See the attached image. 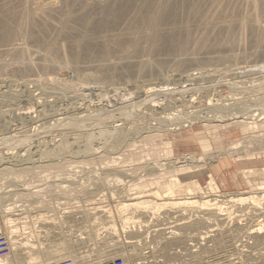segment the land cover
Here are the masks:
<instances>
[{"label": "rangeland", "instance_id": "obj_1", "mask_svg": "<svg viewBox=\"0 0 264 264\" xmlns=\"http://www.w3.org/2000/svg\"><path fill=\"white\" fill-rule=\"evenodd\" d=\"M159 1L153 0L144 5L146 0H111L105 9L107 13H104V16L97 13L98 17L94 16V20L97 21L96 25L98 23L103 26L111 25L112 31L109 32L112 35L121 34L126 31L130 23L134 25L138 20L136 12H140V6L154 11L156 2ZM164 1L166 5L168 2V9L161 18L163 30L157 35L160 41L151 45L142 40L139 43L140 47L149 46L153 49L156 48V51L144 50L143 54L142 52L138 54V60L143 55L151 57L152 53H156L158 54L157 58L162 56L167 61L174 58L167 52L175 51V49L179 51L180 45L186 51L190 50L191 53L199 37H209L207 41L211 42L217 35L222 44L220 42H217L216 45L207 44L202 50L198 49L199 55H210L215 59L202 67L192 65L191 68L180 69L174 65L173 71L167 72L164 69L163 72L155 75L147 71L137 74L135 70L128 73H122L121 70L110 72L106 71L107 66L101 68L105 72L103 73L100 67L95 66L94 62L81 64L79 67L82 69L62 66L60 69H55V72L23 73L16 71L0 75V91L2 92V94L0 92V112H5V116L0 115V139H10L17 135L28 136V134L47 131L38 138L30 140L26 146L13 140L5 148H0V156L4 155L2 152L10 150H16L15 153L21 151L23 154L11 159L0 157V234L3 233L7 238L10 237L8 234L13 235V238L20 240L24 246H28L27 252L39 257L37 259L39 264H59L68 260H74V264H101L104 260H115L116 258L120 260V256L127 258L128 264H138L139 262V264H249L253 262L264 264V241L249 239L242 233L239 236L241 240L235 244L238 246V250H235L234 245L230 242L223 241L222 244H219L217 240H214L218 227L220 229L224 226L235 228L238 222L247 224V226L248 223H251L249 226H252L258 222L264 225V213L261 212H264L263 209L257 210L258 212L255 210L251 214V209L246 208V204L233 207L229 203L232 207L223 212L225 221L217 223L216 219H213L211 223L192 228L180 227L185 223L193 222L204 212L197 208L190 210V207L178 204L163 205L158 209L157 206L149 209L150 206L147 207L144 204L130 208L125 213H138L137 221L142 220L138 225L126 224L125 226L124 224L123 226V219L118 218H121L117 212L118 204L131 203L134 198L137 199L136 197L142 196V198H148L150 203H155L157 198H153V196L162 198L172 189L175 190L174 198L183 196V194H178L179 190L176 188L177 177L183 182L199 181L205 195L208 194L211 198L221 194L254 192L264 183V119L258 121L259 125L256 129H249L248 132L242 131L241 125H238L239 122L231 124L230 127L219 126L217 130H220L222 137L220 142L212 138L211 131L208 132L210 136L205 140L198 136L195 137L194 127L191 126L184 128L179 126L174 130L151 127V123H160L158 121L160 117L166 122L165 118L174 109H181L188 112L187 114L202 113L199 116H211L226 108L225 111L228 112L232 107L231 111L237 112L244 109V111L260 115L264 113V102H262L264 101V86H262L264 83L246 88L244 85L239 87L240 84L233 81L237 88H229V90L228 86L217 82L208 90L203 88L188 93L170 95L169 97H180L181 104L175 102L169 108L165 106L148 108L150 104L155 103L154 101L165 100L168 96L150 99L144 105L125 107L151 93L195 87L189 83L192 79L188 78L190 74L198 75V77L200 75L201 77H217L227 68H231L229 63L224 64L219 62L218 58L216 59V56L221 52L227 51V45L232 41L231 38L233 43L240 42L242 35L245 40L246 48L241 49V59L238 60L240 65L236 67L243 66L245 70L252 67L258 70L264 67V21L262 30L248 28L242 33L238 28H233L232 32L227 35L224 30L220 31V29H224L221 26L229 25L230 22L209 24L211 21L209 18L214 15L212 12L215 11V7H210L209 0ZM222 3V6H225L222 8L224 11L216 12L214 16L217 18L238 17L245 11L246 3L243 0H222ZM15 10L20 11V7H16ZM96 12L95 9L94 13ZM208 12L211 13L206 15ZM12 14L11 12L7 13L0 2V24L6 23ZM129 15L130 19H127ZM146 16L145 20H147ZM11 20H15V18ZM238 22L235 20L232 24L235 25ZM215 26L216 30L211 31V28ZM206 27L208 28L206 29ZM119 30L121 31L119 32ZM76 32L72 31L68 34L75 35ZM102 32L97 31L98 35H102ZM130 34L129 32L125 37ZM214 46L216 47L214 48ZM138 49L140 50V48ZM7 58L12 60V56ZM246 73L251 72L246 71ZM35 79L60 81L64 95L62 101L54 97L52 93L45 92L42 86H38ZM56 83L58 84V82ZM98 85L103 86L99 89ZM26 88L35 91V97L38 96L36 98L42 95L39 98L41 102L45 100L42 107H38L30 98L24 99L25 95L14 97L17 94L14 92L21 91L22 93ZM144 88L153 90L141 95ZM212 94H214L213 97ZM243 101H246L248 106ZM241 102L245 105H241ZM219 103L229 108H224L223 105L219 108ZM249 104L253 106L251 107ZM23 108L33 116L32 120L31 118L20 119L11 114L14 110L15 112L23 111ZM257 110L260 112L257 113ZM183 114L182 118L180 116L179 122L187 116L184 112ZM87 116L90 118L85 120ZM73 117L76 118L72 119ZM240 119L244 120L243 117ZM48 122H51V125L59 123L53 129L47 130L44 128L46 126L43 127L42 124ZM119 122L124 125L122 130L124 133L121 131V137L125 133L127 134L124 138L112 139L110 133H106V131H112L113 125L119 124ZM241 122L244 123V121ZM34 125L38 130L29 131L35 127ZM63 126L65 127L63 128ZM211 130L213 129L211 128ZM63 131H69L72 135L71 138L74 136L78 138L82 135L81 133L91 134L93 132L92 144L99 147L104 142L105 146L90 154L83 155L80 152L79 155L73 157L62 156L56 152L51 153L47 145L51 144V147H55L61 140V136L58 134ZM39 142H42L41 145L38 144ZM83 145L84 142H80L74 144V148L82 150ZM168 147H171L172 151H167ZM242 154L243 157H241ZM190 156H195L199 161L193 162L189 159ZM240 157L241 159L238 160ZM188 163L202 164V166H195L191 171H179L184 164ZM245 169H260L258 170L260 172L256 178L249 181L243 171ZM211 176L218 183L217 191L211 189ZM157 190L159 195H154ZM157 201L162 203L161 200ZM148 210L149 215L146 213ZM154 211L157 213H153ZM7 215L14 218L12 225L6 224ZM208 224L211 226L207 227ZM11 229L16 232L11 234L9 232ZM208 230L210 232L206 236ZM174 234H183L184 238L168 244L165 241L166 238L172 237ZM8 239V241L11 240ZM23 252L26 253V249ZM51 255H54L55 259L64 257L55 260L50 257ZM27 256V254L21 256L22 258L15 264H27L29 260Z\"/></svg>", "mask_w": 264, "mask_h": 264}, {"label": "bare ground", "instance_id": "obj_2", "mask_svg": "<svg viewBox=\"0 0 264 264\" xmlns=\"http://www.w3.org/2000/svg\"><path fill=\"white\" fill-rule=\"evenodd\" d=\"M150 1H153V0H146L144 5ZM243 1L246 3L244 5L245 11H244V13L242 12L243 15H240L238 17L230 16V18L228 17V18L220 19V18L215 17L214 15L216 12L221 11L222 8L225 7V6H222L223 5L222 0H209L210 7L211 8L215 7V11L212 12L214 15L209 18V19H211L209 24L210 23L223 24V22H228V23L230 22L229 25L228 24L226 25L224 23L225 25L221 26V28H224V29H220V31L224 30L227 35L230 34V32H232L233 28H238L239 31L242 33L247 31L248 28H250V29H252V28L256 29L257 28L259 30L260 29L262 30L263 29L262 24L264 21V12H263L264 0H243ZM0 2H2V7L5 9V11H7V13L8 12L13 13L12 17H10V19L6 23L0 24V75H4L7 73L16 72V71H20L23 73L32 72V71L33 72H35V71L45 72V73H48L50 71L55 72L54 71L55 69H60V67H62V66L63 67H70L71 66V67L76 68V69H82L81 67H79L81 64H84V63L90 64V62L91 63L94 62V64H96L95 66L98 68L100 67V69L101 68L103 69V68H105V66H107L106 71L109 70L110 72L111 71L114 72V70L119 72V70H121L122 73H128L129 71L134 72V70H135V72H137V74L143 73V71H147L148 73L150 72V73H153V75H155V74H159V73L163 72L164 69H166L167 72L173 71L174 65H175V67L180 68V69H182V68L187 69L188 67H190L192 65L202 67V65L208 64L210 61H212V59H215V57H211L210 55H208V56L207 55L205 56L202 54L199 55L200 53H198V49L202 50L203 47L207 46V44L216 45L217 42H220V44H222V42L217 38L218 37L217 35L215 36L216 38L213 41H211L212 43L207 41V40H209V37L205 38L204 36H201V38L199 37V39L196 40L197 42L194 44V50L191 53H190V50L188 52V49L186 51V49H183V47H181V45H180L179 46L180 48L177 47V48H179L178 49L179 51H176V49H175V51H172V52L166 51L169 55L174 56V58L169 59L167 61H166V58H163L162 56L161 57L159 56L157 58L156 56H158V54H156V53H152L151 57H146V56L144 57V55H143V57L138 60L137 57H138V54L140 52H142V54H143V51L147 50V49L152 50V51H156V48L153 49L152 47H149V46H146V47L143 46L144 47V49H143V47L139 46V43H141L142 41H145V42L147 41L151 45V44H156L158 41H160V38L157 35L160 33V31L163 30V28H162L163 23L161 21V18L163 17L164 12H166L168 9V6H167L168 2L166 5L164 0L163 1L160 0L159 2H156L157 5H156V9H154V11L150 8H145V7L143 8L142 6H140L141 7L140 12L139 13L136 12V17L138 20L135 21V24L131 25V23H130L129 26L127 27L126 31H124L121 34L118 33V34H113V35L109 32V31H112L111 25L110 26H108V25L103 26V25H99L100 23H98V25H96L97 21L94 20L95 17H98L97 13H100L101 15L103 14V16H104V13H107L105 11V9H106V7H108L111 0H0ZM226 3H227V1H226ZM136 5L137 4L135 3V6ZM148 5H150V4H148ZM228 5H229V3H228ZM16 7H20V11L18 10V12H17L15 10ZM153 8H155V7H153ZM95 9L97 10L96 13H94ZM132 11H133V9H132ZM222 11H224V9ZM209 13H211V12H208L206 15H208ZM108 14H109V12H108ZM108 14H106V15H108ZM145 16H146L147 20L144 19ZM185 17H186V15H185ZM13 18H15V20H11ZM127 19H130V15L127 17ZM206 19L208 20V18H206ZM106 20H108V19H106ZM235 20H237L239 22H238V24L234 25V24H232V22ZM123 26H124V24H123ZM217 27H218V25H217ZM217 27L215 26V27L211 28V31L214 32ZM207 28L208 27H206V29ZM98 30H99V33L102 31H107V32H105V33L102 32L103 33L102 35H98L99 34V33H97ZM72 31L73 32L77 31V32L75 35H69L68 32L71 33ZM120 31L121 30H119V32ZM204 31H205V29H204ZM129 32L131 33L130 36H127L128 38L125 37L126 34H128ZM142 33L144 35H141ZM242 37H243V35H242ZM242 37L240 38L241 39L240 42H234V43L232 42L233 39L231 38L232 41H231V43H229L227 45L228 46L227 51H223L224 53L221 52L218 56H216V59L218 58L219 62L224 63V64L229 63L231 68H227V70L218 74L217 77H205V76L201 77V75L198 77V75L190 74L188 76V78H192V79H191V81H189V83L193 84L195 87H197V86H203V84L204 85H209V84L214 85L217 82H219L221 84L223 83L226 86H228V89L229 88H235V87L237 88V86L234 85L235 82H238V84H240L239 87H242L244 85V87H246V88L248 86L254 87V86L260 85L261 83H264V67H261V69L259 68L258 70H255V68H253V67L250 69L246 68V70H245V67H243V66L242 67H240V66L236 67L237 65H240L238 60L240 58L241 49L246 48L245 43H244L245 40ZM259 41H260V39H259ZM256 44H254V45H256ZM257 45H259V44H257ZM215 47L216 46H214V48ZM257 47L259 48V46H257ZM138 48H140V50ZM145 55H146V53H145ZM8 56H12L13 61L12 60L10 61L7 58ZM140 56H142V55H140ZM102 69H101V72L105 73L104 71H102ZM93 70H94V68H93ZM246 71H249L251 73H246ZM201 74H202V72H201ZM10 75H12V74H10ZM204 75H206V74H204ZM245 77H247L245 80L242 79ZM186 80H188V79H186ZM233 81H235V82H233ZM259 81H262V82H259ZM35 82L38 84V86H42L45 92L52 93L54 95V97H56L58 100L62 101V99H63L62 97L64 95L62 94V92H63L61 89L62 84L60 83V81H58V80H56L55 82H53V81H42V80L40 81L38 79H35ZM56 82H58V84ZM254 82H259V83H254ZM103 84H105V83L103 82ZM102 86L98 85L99 89L102 88ZM26 89L23 90L24 92H22V93H21V91L20 92H14L15 94L17 93L16 96H14V97L17 98L19 96L25 95L24 99L30 98V100L32 102H34L38 107H42V105H43L42 103H44L43 101H45V100H43L42 102L39 101V98L42 95L39 98H36L38 96L35 97V95H36L34 93L35 91H32L30 89L26 90ZM208 89L209 88H206L205 90H208ZM152 90L153 89H150V88H147V89L144 88V90L141 91V93L143 92V94H141V95H145L146 93H148ZM3 92H5V91L3 90ZM1 94H2V92H1ZM11 94H12V92L10 93V96H11ZM250 94H251V92H250ZM213 95L214 94H212V97H213ZM252 95H254V94H252ZM139 96H140V94H139ZM241 96L243 97V94ZM258 96H260V95H258ZM191 97H192V95H191ZM15 99H13V100H15ZM180 99L181 98L177 97V96L176 97H169L168 96V97H166L165 100L154 101L155 103L153 105L150 104L148 106V108L150 109L151 106L152 107H159V106L163 107V106H165L166 108H169V106L174 105L175 102H179L181 104ZM208 99H210V98H208ZM239 100H240V98H239ZM11 102H16V101H11ZM243 102H241L240 104L242 105ZM262 102H264V101H262ZM49 103H50V100H49ZM225 103H227V102H225ZM210 104H208V105H210ZM245 104H243V106ZM259 104H261V103L259 102ZM201 105H202V103H201ZM219 105H220L219 106V108H220L223 104L219 103ZM249 105L251 106V104H249ZM247 106H245V107H247ZM216 107H217V105H216ZM225 107H228V106H224V108ZM53 108H52V110H53ZM209 108H212V107H209ZM231 108H229L230 111H228V112L225 111V110H227V108H226L224 111L218 112L217 114L211 115V116L210 115L199 116L200 114L202 115V113H199V114L197 113L198 115L196 113L187 114L188 112L183 111L181 109H176V110L174 109V111L170 112V114H168L167 117L165 118L166 122L163 119H161V117L159 116L160 119H158V121H160V123L159 124L151 123L152 124L151 127L152 128H158V129L167 128V130L168 129L174 130L176 127L179 128V126L181 128L191 126L192 128L194 127L193 130H194V133L196 135L195 137L198 136L200 139L205 140L206 138H208L210 136L208 132L211 131L212 138H214L216 141H219V140H222L220 130H217L219 126H229L230 127L231 124H233L235 122H239L238 125H241L242 131L248 132L249 129H253V128L256 129L257 125H259L258 121L264 119V113L258 115V114L253 113V112H247V110L244 111V109H243V111L239 110V111L235 112V111H231ZM237 108H238V105H237ZM189 109H191V108H189ZM220 110H222V109H220ZM193 111H196V110H193ZM253 111H255V110H253ZM183 112L187 116H185L184 120L179 122L178 120H180L182 118L181 115H184ZM258 112H260V111L257 110V113ZM105 113H107V112H105ZM105 113H103V114H105ZM207 113H208V111H207ZM11 114L19 117L20 119H24V120H27L29 118H31V120L33 119V116L29 114V111L28 110L26 111V109H24V108H23V111L15 112V110H14L11 112ZM164 114H166V113H164ZM0 115L5 116V112L4 111L0 112ZM162 116H163V114H162ZM180 116H181V118H180ZM240 117H243L244 120L243 119L241 120ZM75 118L76 117H73L72 119H75ZM64 120H65V118H64ZM66 120H68V119L66 118ZM241 121H244V123H242ZM50 123L51 122H48L47 124L43 123L42 125H43V127L46 126L44 128L48 130V129H53L58 124L57 123L56 125H51ZM120 123L121 122H119V124ZM83 124H84V122H83ZM115 124L113 125V129L111 128L112 131H106V133L107 132L110 133V136L112 137V139L124 138L127 134V133H125V135L124 136L122 135V137H121V131L123 130L124 125H121V124L119 125L118 123L116 125ZM64 127L65 126H63V128ZM211 128L213 130H211ZM33 130H35V131L38 130L37 126L32 127V129H29V131H31V132ZM3 132H4V130H3ZM122 132L124 133V131H122ZM81 134L82 135H80L78 138H76L75 136L71 138L72 135H70L69 131H63L62 133L58 134L61 136V140L58 141V144H56L55 147H53V146L51 147V144L47 145L50 148L49 151H51V153H55V152L57 154L59 153L62 156L73 157V156L79 155L80 152L83 155H87L88 153L90 154L91 152H94L96 150L97 151L101 150V148L105 146V143L102 141H101L102 143L99 147H95L96 145L94 146L92 144L91 140L94 138L93 132L91 134L90 133H87V134L81 133ZM40 140H42V139H40ZM45 140H46V138H45ZM54 141H56V140H54ZM80 142H84L83 149L82 150L75 149L74 144H77V143L79 144ZM219 142H218V144H219ZM41 143L42 142H39L38 144L41 145ZM253 147H255V146H253ZM29 148H31V147H29ZM15 151L16 150H14V151L10 150V151H6V152H2L4 155L0 156V157H4L5 159H11V158H14L15 156L23 155V154H21V151L16 152V153H15ZM28 151H29V149H28ZM167 151H172L171 147ZM248 155L250 156V154H248ZM241 157H243V154L241 155ZM241 157L238 160H240ZM189 159L193 160V162L199 161V160H197V158L195 156H190ZM0 160H1V158H0ZM195 166H202V164H194V163L184 164L182 169H180L179 171H183V170L191 171V169H193ZM258 170H260V169H258ZM258 170H256V169L246 170L245 169L243 171L246 174L247 179L250 181L259 175L260 171H258ZM210 180L212 181L211 189L213 191H217L219 189L217 181H215V178L213 176H211ZM175 182H176V188L179 190L178 194H183V196H181V197L174 198L173 196H175V190L172 189L171 191L167 192V194H165L164 197H162V198L154 197L153 194H150L151 196H153V198H157V200H161L162 203H160L157 200H155L156 201L155 203H150L148 198L145 199V198H142V196H141V197H136L137 199L134 198L133 201L131 200L132 201L131 203L126 202L123 204L120 203L121 205L118 204L119 207L117 208V212L121 215V218L120 217H118V218L120 220L123 219V226H124V224H125V226H126V224H130V225L131 224H133V225L137 224L138 225L139 222L142 221L140 219H139V221H137L138 213H134V212L130 213V214L125 213L130 208H133V207L136 208L137 206L142 205V204L146 205L147 207L150 206L149 209L156 208L155 206H157V209H158L159 207H162L163 205H171V204L177 205L178 204L181 206L182 205L188 206L191 208L190 210H192L193 208H197L199 211L204 212V214L197 217L196 220H193V222H190L187 224L185 223V224H183L184 226H181L180 228H183V227H188V228L201 227V226L206 225L207 223H211V221L213 219H216L217 223H221L222 220L225 221V218L223 217V215L225 213H223V212L226 209H228L229 207L230 208L232 206L236 207V205L237 206H243L246 204L245 207L249 208V210L251 209V212H250L251 214L255 210L256 211L262 210V209L264 210V183L261 184L259 187L257 186L258 190L254 191V192H250V193H245V192L244 193H241V192L238 193L237 192V193H233V194H231V193L230 194H221V195H217V196L214 195V197L211 198L210 195H208V194L205 195V192L203 191L202 185L197 180H191L188 182H183L182 180L179 179V177H177ZM154 195H159V191L157 190L156 192H154ZM134 196H136V195H134ZM126 200H127V198H126ZM229 203H231L232 206H230ZM230 211H231V209H230ZM261 212L264 213L263 211H261ZM146 213L147 214L150 213L149 210L146 211ZM153 213L156 214L157 212L154 211ZM228 214H230V213H228ZM249 216H251V215L249 214ZM6 217H7L6 218V224L12 225L14 222V218H12L8 215ZM96 218L98 219V217H96ZM111 221H113V220H111ZM100 222H101V220H100ZM94 224H96V223H94ZM250 224L251 223H248V226H247V224L244 225V224L238 222L235 228H229V227L224 226V228L220 229V227H218V229H217L218 231H216V235L214 236V240H217V243H219V244H222L223 241L230 242L231 244L234 245L235 250H238L237 249L238 246L235 244L237 241L241 240V239H239L240 238L239 236L242 233L249 239L253 238L255 241H264V230H263L264 225L260 222H258L257 224L254 223V224H252V226H249ZM209 225L211 226V224H208L207 227H210ZM120 226H122V225H120ZM10 227L12 228V226H10ZM9 232L11 234H14L16 231H13V229H11V230H9ZM209 232L210 231L208 230V232L206 233V236L208 235ZM8 235L10 236L8 238H10L11 240L12 239H14V240L13 241L10 240L11 243L9 241V244H10L9 246H11L10 253L7 256L0 258V264H15L19 259L22 258L21 256L26 255V254L28 255L27 258H29V260H30V261L26 260L28 262L27 264H39V260H37V259H39V257L34 256L33 253H31V252H27L28 246H24L20 240H16L15 238H13L14 237L13 235H10V234H8ZM175 235L176 234H174V236H172V237L166 238L165 241H167L168 244H171L172 242H178L179 240L184 238V236H182L183 234H181V235L178 234L176 236ZM176 240H178V241H176ZM73 246H75V245H73ZM25 249H26V253L23 252ZM139 255H141V254H139ZM50 257L54 258L55 256L51 255ZM62 257H64V256L57 257V258H59V260H60V258H62ZM141 257H143V256H141ZM57 258L56 259L54 258V259L57 260ZM106 259H108V258H106ZM117 259L118 258H116L115 260L119 261V263L121 262L122 264H128V262L126 261L127 258H121V256H120V260L119 259L117 260ZM144 259H145V257H144ZM105 261L106 260H104L101 264H103ZM140 261H143V260H140ZM249 264H257V262H253V263H249Z\"/></svg>", "mask_w": 264, "mask_h": 264}, {"label": "water", "instance_id": "obj_3", "mask_svg": "<svg viewBox=\"0 0 264 264\" xmlns=\"http://www.w3.org/2000/svg\"><path fill=\"white\" fill-rule=\"evenodd\" d=\"M213 85H203V86H197V87H190L188 89H178V90H168V91H159L157 93H151V94H148L146 96H144V98H142L141 100L137 101V102H134V103H130V105H126L125 107H130V106H139V105H144L145 102L149 101L150 99H154V98H159V97H165V96H170V95H174V94H183V93H188L190 91H194V90H200V89H206V88H210L212 87ZM262 86H264V84H262ZM261 86V87H262ZM257 88V87H255ZM88 117L90 118V116H87L85 118L88 119ZM47 131H43V132H40V133H36V134H28V136L26 135H17V136H14L13 138H3V139H0V148H5L9 142L11 141H17L19 143H21L20 145L22 146H26L28 145V142H30V140L32 139H35V138H38L39 136L43 135V133H45Z\"/></svg>", "mask_w": 264, "mask_h": 264}, {"label": "built area", "instance_id": "obj_4", "mask_svg": "<svg viewBox=\"0 0 264 264\" xmlns=\"http://www.w3.org/2000/svg\"><path fill=\"white\" fill-rule=\"evenodd\" d=\"M9 239L7 238L6 235L3 233L0 234V258H3L4 256H7L10 253L11 246H9ZM59 264H74L73 260H68V261H62V263ZM103 264H122L121 262L116 260H106Z\"/></svg>", "mask_w": 264, "mask_h": 264}]
</instances>
